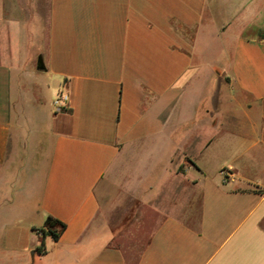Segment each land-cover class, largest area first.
I'll list each match as a JSON object with an SVG mask.
<instances>
[{"label": "crops", "instance_id": "crops-1", "mask_svg": "<svg viewBox=\"0 0 264 264\" xmlns=\"http://www.w3.org/2000/svg\"><path fill=\"white\" fill-rule=\"evenodd\" d=\"M0 264H264V0H0Z\"/></svg>", "mask_w": 264, "mask_h": 264}, {"label": "trees", "instance_id": "trees-1", "mask_svg": "<svg viewBox=\"0 0 264 264\" xmlns=\"http://www.w3.org/2000/svg\"><path fill=\"white\" fill-rule=\"evenodd\" d=\"M256 190H258V189H256ZM63 228H64V223H62L61 221H59L58 219H56L52 216H47L45 223H44V227L38 228L37 231L42 236V239L48 234L56 239L58 237L59 233L63 230ZM42 246H43V240H42L40 246L37 247V250L39 252L43 251Z\"/></svg>", "mask_w": 264, "mask_h": 264}, {"label": "built area", "instance_id": "built-area-1", "mask_svg": "<svg viewBox=\"0 0 264 264\" xmlns=\"http://www.w3.org/2000/svg\"><path fill=\"white\" fill-rule=\"evenodd\" d=\"M68 101V95L65 92H60L54 101V104L56 108L65 107ZM222 173L225 175V171H222Z\"/></svg>", "mask_w": 264, "mask_h": 264}, {"label": "water", "instance_id": "water-1", "mask_svg": "<svg viewBox=\"0 0 264 264\" xmlns=\"http://www.w3.org/2000/svg\"><path fill=\"white\" fill-rule=\"evenodd\" d=\"M37 68L38 69H44L45 66H44V63H43V60H42V57L39 56L38 59H37Z\"/></svg>", "mask_w": 264, "mask_h": 264}, {"label": "rangeland", "instance_id": "rangeland-1", "mask_svg": "<svg viewBox=\"0 0 264 264\" xmlns=\"http://www.w3.org/2000/svg\"><path fill=\"white\" fill-rule=\"evenodd\" d=\"M59 94V92H58V90L55 92V95H58Z\"/></svg>", "mask_w": 264, "mask_h": 264}]
</instances>
